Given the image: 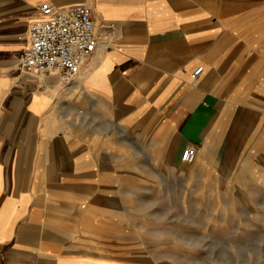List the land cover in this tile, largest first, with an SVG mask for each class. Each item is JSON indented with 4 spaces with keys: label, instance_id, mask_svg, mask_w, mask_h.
<instances>
[{
    "label": "crops",
    "instance_id": "obj_1",
    "mask_svg": "<svg viewBox=\"0 0 264 264\" xmlns=\"http://www.w3.org/2000/svg\"><path fill=\"white\" fill-rule=\"evenodd\" d=\"M78 2L98 42L74 79L21 70L40 5ZM262 61L264 0H0V264H149L99 246L117 189L155 168L133 158L182 161Z\"/></svg>",
    "mask_w": 264,
    "mask_h": 264
},
{
    "label": "rangeland",
    "instance_id": "obj_2",
    "mask_svg": "<svg viewBox=\"0 0 264 264\" xmlns=\"http://www.w3.org/2000/svg\"><path fill=\"white\" fill-rule=\"evenodd\" d=\"M260 64L253 76L228 78L223 94L237 102L236 111L226 122L221 108L219 131L209 128L194 161H174L166 151L155 159L133 158V163L157 168L142 174L146 182L117 189L116 221L101 222V255L114 249L116 257L139 256L149 264H264ZM207 142L205 157L201 149Z\"/></svg>",
    "mask_w": 264,
    "mask_h": 264
},
{
    "label": "built area",
    "instance_id": "obj_3",
    "mask_svg": "<svg viewBox=\"0 0 264 264\" xmlns=\"http://www.w3.org/2000/svg\"><path fill=\"white\" fill-rule=\"evenodd\" d=\"M40 9L45 15L31 22L28 41L18 57V65L24 72L32 74L56 70L64 82H69L98 42L90 7L84 2L65 8L43 3ZM201 68V65L197 66L194 74ZM197 150L195 144L185 145L181 160L192 161Z\"/></svg>",
    "mask_w": 264,
    "mask_h": 264
},
{
    "label": "bare ground",
    "instance_id": "obj_4",
    "mask_svg": "<svg viewBox=\"0 0 264 264\" xmlns=\"http://www.w3.org/2000/svg\"><path fill=\"white\" fill-rule=\"evenodd\" d=\"M198 151H199V149L197 150V154H196L197 158H198V156H199ZM196 156H195V158H196ZM203 157H204V156H203ZM194 160H195V159H194ZM202 164H203V163H202Z\"/></svg>",
    "mask_w": 264,
    "mask_h": 264
}]
</instances>
